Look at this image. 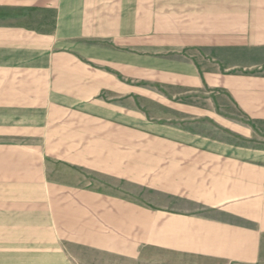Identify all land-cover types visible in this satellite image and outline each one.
I'll use <instances>...</instances> for the list:
<instances>
[{"label": "crops", "instance_id": "crops-1", "mask_svg": "<svg viewBox=\"0 0 264 264\" xmlns=\"http://www.w3.org/2000/svg\"><path fill=\"white\" fill-rule=\"evenodd\" d=\"M216 1L219 29H143V59L114 35L119 76L62 75L57 152L21 156L0 192V264L261 263L264 1Z\"/></svg>", "mask_w": 264, "mask_h": 264}, {"label": "rangeland", "instance_id": "rangeland-1", "mask_svg": "<svg viewBox=\"0 0 264 264\" xmlns=\"http://www.w3.org/2000/svg\"><path fill=\"white\" fill-rule=\"evenodd\" d=\"M210 3L211 0H0V192L10 189L19 175L21 156L57 152L58 147L46 145L45 141L58 127L53 122L58 117L59 98L49 95L53 89H67L62 75H118L108 65V59L121 48L111 37L114 35L129 42L127 51L133 59H143V29H219L210 23L214 16L208 8ZM227 3L222 1L223 5ZM261 14L264 15L262 8ZM225 15L234 23L235 12L225 11ZM6 34L10 40L4 37ZM197 58L201 59L198 54ZM128 84L143 88V80ZM151 256L119 261L80 252L78 261L157 264L155 253ZM160 259L164 262L159 264H199L168 255ZM260 264H264V257Z\"/></svg>", "mask_w": 264, "mask_h": 264}]
</instances>
